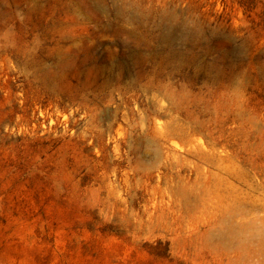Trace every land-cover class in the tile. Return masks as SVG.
Segmentation results:
<instances>
[{"label": "rangeland", "instance_id": "374dc122", "mask_svg": "<svg viewBox=\"0 0 264 264\" xmlns=\"http://www.w3.org/2000/svg\"><path fill=\"white\" fill-rule=\"evenodd\" d=\"M0 264H264V0H0Z\"/></svg>", "mask_w": 264, "mask_h": 264}, {"label": "bare ground", "instance_id": "6f19581e", "mask_svg": "<svg viewBox=\"0 0 264 264\" xmlns=\"http://www.w3.org/2000/svg\"><path fill=\"white\" fill-rule=\"evenodd\" d=\"M100 10V9H99ZM129 25V24H128ZM161 46V45H160Z\"/></svg>", "mask_w": 264, "mask_h": 264}]
</instances>
